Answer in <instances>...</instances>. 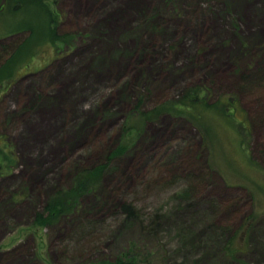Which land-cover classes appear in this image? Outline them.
<instances>
[{
  "label": "rangeland",
  "instance_id": "obj_1",
  "mask_svg": "<svg viewBox=\"0 0 264 264\" xmlns=\"http://www.w3.org/2000/svg\"><path fill=\"white\" fill-rule=\"evenodd\" d=\"M133 1L0 0V264H264V0Z\"/></svg>",
  "mask_w": 264,
  "mask_h": 264
},
{
  "label": "trees",
  "instance_id": "obj_2",
  "mask_svg": "<svg viewBox=\"0 0 264 264\" xmlns=\"http://www.w3.org/2000/svg\"><path fill=\"white\" fill-rule=\"evenodd\" d=\"M18 3H22V0H13ZM18 6V5H17ZM4 7V6H3ZM2 7V8H3ZM257 60V59H256ZM253 69V68H252ZM244 77L241 81L245 86H248L251 82H256V86H261L264 83V54H261L258 58V62L254 66L253 70L248 71L247 73L243 74ZM254 80V81H253ZM262 88V87H261ZM188 101L191 103L189 106H195L192 102L199 104V102L204 101L201 97V92L198 89H192V91L188 92ZM190 96V97H189ZM236 109V104L233 101H229L228 104L225 105L226 109L230 110V108ZM225 107L219 106L218 109L225 110ZM161 111V110H160ZM256 117V116H255ZM256 122H263L264 121V103L262 105L261 113L255 118ZM120 154V151H114L110 153L108 158H113L114 156ZM103 167L101 164L91 167V168H84L76 172L73 176L72 183L69 187L58 188L54 192H52L46 200L45 207L43 209V216L41 215L40 220L42 221L45 218L46 224L48 219H55L56 217L63 216V215H71L79 208V202L81 201L82 197L89 191L95 188V186L100 183L97 178L100 177L102 174ZM123 211H125L128 216L134 217L135 208L131 204H123L122 206ZM248 226L245 225L242 229V233L248 231ZM230 246L232 247L229 252H235L239 247H236L232 242H229ZM114 264H143L139 260L133 259H118ZM145 264V263H144Z\"/></svg>",
  "mask_w": 264,
  "mask_h": 264
},
{
  "label": "bare ground",
  "instance_id": "obj_3",
  "mask_svg": "<svg viewBox=\"0 0 264 264\" xmlns=\"http://www.w3.org/2000/svg\"><path fill=\"white\" fill-rule=\"evenodd\" d=\"M133 2H134V4H136V5H141V4H143V3H144V4H145V3L147 4V2H144V1H142V0H135V1H133ZM145 6H146V5H145ZM199 91H200V90H199ZM189 97H190V96H189ZM223 101H224L223 99L220 100V102H222V103H224V104H227L226 102H223ZM106 165H107V164H106ZM100 178H101V176L97 178V180H98L99 182H100V180H101Z\"/></svg>",
  "mask_w": 264,
  "mask_h": 264
}]
</instances>
